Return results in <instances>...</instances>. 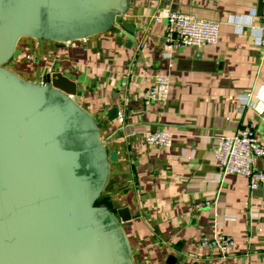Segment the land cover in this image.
<instances>
[{
	"label": "crops",
	"instance_id": "crops-1",
	"mask_svg": "<svg viewBox=\"0 0 264 264\" xmlns=\"http://www.w3.org/2000/svg\"><path fill=\"white\" fill-rule=\"evenodd\" d=\"M171 12L220 22L219 45L202 52L176 48L165 57ZM123 17L133 35L113 27L64 44L22 38L8 68L35 84L60 73L75 85L78 105L97 123L107 152L117 154L102 196L131 216L122 227L133 264H264V189L249 190L247 180L235 175L220 186L207 181L217 171L212 138L252 125L264 149V124L250 109L239 112L251 90L264 102L258 46L264 0H126ZM157 74L169 79L164 102L145 96ZM113 108L122 124L108 120ZM130 127L169 132L172 145L149 148L141 133L126 136ZM254 166L264 171V156ZM213 232L235 241L225 259L197 246Z\"/></svg>",
	"mask_w": 264,
	"mask_h": 264
},
{
	"label": "water",
	"instance_id": "water-1",
	"mask_svg": "<svg viewBox=\"0 0 264 264\" xmlns=\"http://www.w3.org/2000/svg\"><path fill=\"white\" fill-rule=\"evenodd\" d=\"M125 2L0 0V264H133L128 210L95 205L117 154L75 85L60 73L35 84L6 67L22 38L64 44L113 27L133 35Z\"/></svg>",
	"mask_w": 264,
	"mask_h": 264
},
{
	"label": "built area",
	"instance_id": "built-area-1",
	"mask_svg": "<svg viewBox=\"0 0 264 264\" xmlns=\"http://www.w3.org/2000/svg\"><path fill=\"white\" fill-rule=\"evenodd\" d=\"M166 20L164 56L167 58L176 48L192 47L202 52L219 45L220 22L200 19L192 14L182 12H171L167 15ZM258 30L260 32L258 46L264 58V18L261 20ZM143 48V44L137 46L138 50ZM169 91L168 77L157 74L153 77L145 96L149 101L164 102L169 96ZM243 97L239 108L240 114L246 108L250 109L264 124V102L258 98L255 90H251ZM116 120L122 124L124 122L123 115L118 113ZM125 133L127 137L141 133L149 148L168 149L172 145L173 136L169 132H146L142 128L136 130L130 127L125 130ZM212 146L211 164L217 171L213 178L207 179L209 183L220 186L221 179L235 175L247 180L249 190L264 189V171L258 170L254 166V160L264 156V149L260 145L252 125L239 128L229 135L212 138ZM209 204L208 200L203 202V205ZM197 246L200 249L214 251L220 259H225L234 250L235 241L228 235L213 232L199 238Z\"/></svg>",
	"mask_w": 264,
	"mask_h": 264
},
{
	"label": "trees",
	"instance_id": "trees-1",
	"mask_svg": "<svg viewBox=\"0 0 264 264\" xmlns=\"http://www.w3.org/2000/svg\"><path fill=\"white\" fill-rule=\"evenodd\" d=\"M96 206H106V207H108V208H110V204H109V202L107 201V199L104 197V196H100L99 198H98V200L96 201V204H95Z\"/></svg>",
	"mask_w": 264,
	"mask_h": 264
},
{
	"label": "rangeland",
	"instance_id": "rangeland-1",
	"mask_svg": "<svg viewBox=\"0 0 264 264\" xmlns=\"http://www.w3.org/2000/svg\"><path fill=\"white\" fill-rule=\"evenodd\" d=\"M9 64H6V67H8Z\"/></svg>",
	"mask_w": 264,
	"mask_h": 264
}]
</instances>
